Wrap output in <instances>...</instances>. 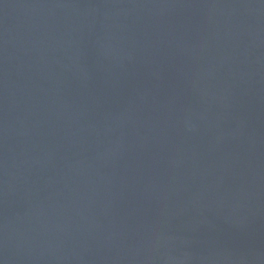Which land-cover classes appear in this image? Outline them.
Instances as JSON below:
<instances>
[{"label": "water", "instance_id": "95a60500", "mask_svg": "<svg viewBox=\"0 0 264 264\" xmlns=\"http://www.w3.org/2000/svg\"><path fill=\"white\" fill-rule=\"evenodd\" d=\"M0 264H264V0H0Z\"/></svg>", "mask_w": 264, "mask_h": 264}]
</instances>
